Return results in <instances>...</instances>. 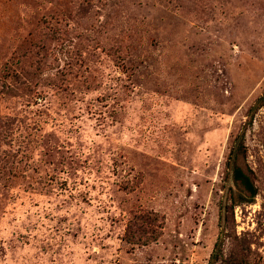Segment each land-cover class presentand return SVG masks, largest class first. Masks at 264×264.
<instances>
[{
	"label": "rangeland",
	"instance_id": "1",
	"mask_svg": "<svg viewBox=\"0 0 264 264\" xmlns=\"http://www.w3.org/2000/svg\"><path fill=\"white\" fill-rule=\"evenodd\" d=\"M263 97L264 0H0V264H264Z\"/></svg>",
	"mask_w": 264,
	"mask_h": 264
},
{
	"label": "trees",
	"instance_id": "2",
	"mask_svg": "<svg viewBox=\"0 0 264 264\" xmlns=\"http://www.w3.org/2000/svg\"><path fill=\"white\" fill-rule=\"evenodd\" d=\"M264 101V97L263 100ZM234 177L236 180H239L245 188L250 193V200H254L256 196V188L254 187L253 183L250 180V177L245 174L242 169L236 168L234 170ZM153 218H150L148 214L136 216L133 219V223L127 229L126 237L129 239V242L133 245H148L155 240H157V236L155 235L154 231H146L143 228V225L150 224L153 221L157 220L155 215H151ZM132 238V239H131ZM218 247V242L215 248ZM214 257V256H213Z\"/></svg>",
	"mask_w": 264,
	"mask_h": 264
}]
</instances>
